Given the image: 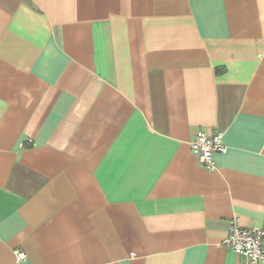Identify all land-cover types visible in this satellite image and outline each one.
I'll return each mask as SVG.
<instances>
[{"label":"crops","instance_id":"crops-1","mask_svg":"<svg viewBox=\"0 0 264 264\" xmlns=\"http://www.w3.org/2000/svg\"><path fill=\"white\" fill-rule=\"evenodd\" d=\"M236 218L264 228V0H0V264H245Z\"/></svg>","mask_w":264,"mask_h":264},{"label":"built area","instance_id":"built-area-1","mask_svg":"<svg viewBox=\"0 0 264 264\" xmlns=\"http://www.w3.org/2000/svg\"><path fill=\"white\" fill-rule=\"evenodd\" d=\"M223 136L221 131L212 135L199 131L191 142L192 152L198 162L209 170L216 169L214 154L226 150ZM222 244L243 257L245 264H264V228L242 227L236 218ZM18 259H25V255L18 253Z\"/></svg>","mask_w":264,"mask_h":264}]
</instances>
